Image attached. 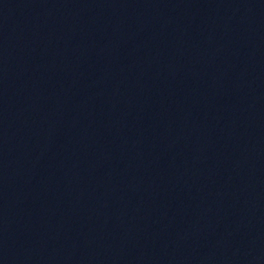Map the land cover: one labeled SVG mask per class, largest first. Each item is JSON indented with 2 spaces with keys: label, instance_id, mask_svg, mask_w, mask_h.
Returning <instances> with one entry per match:
<instances>
[{
  "label": "water",
  "instance_id": "1",
  "mask_svg": "<svg viewBox=\"0 0 264 264\" xmlns=\"http://www.w3.org/2000/svg\"><path fill=\"white\" fill-rule=\"evenodd\" d=\"M0 264H264V0H0Z\"/></svg>",
  "mask_w": 264,
  "mask_h": 264
}]
</instances>
